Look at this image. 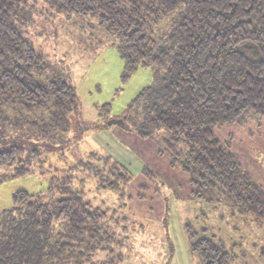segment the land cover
Returning a JSON list of instances; mask_svg holds the SVG:
<instances>
[{"label":"trees","instance_id":"1","mask_svg":"<svg viewBox=\"0 0 264 264\" xmlns=\"http://www.w3.org/2000/svg\"><path fill=\"white\" fill-rule=\"evenodd\" d=\"M29 1L0 0V145L12 133L15 141L25 140L0 151V167L15 165L13 176L28 173L43 149L63 144L79 106L75 88L47 76L52 63L21 29ZM45 1L60 13L96 17L104 30L119 35L125 79L141 66L164 65L132 102L125 128L158 144L170 166L189 177L193 198L228 206L231 215L264 229L263 185L216 134L248 115L264 120V0ZM180 8L161 45L157 28ZM101 156L109 170L103 189L118 192L127 207L134 198L127 190L133 173ZM143 174L154 177L147 167ZM85 196L73 176L39 193L16 191L12 207L0 213V264H97L99 250L105 253L100 263L121 262L124 241L115 227L127 213L114 216ZM184 229L200 264H233L239 257L192 222ZM259 257L264 263V246Z\"/></svg>","mask_w":264,"mask_h":264},{"label":"rangeland","instance_id":"2","mask_svg":"<svg viewBox=\"0 0 264 264\" xmlns=\"http://www.w3.org/2000/svg\"><path fill=\"white\" fill-rule=\"evenodd\" d=\"M28 12L22 31L52 63L47 76L67 79L75 88L79 106L72 114L71 128L61 138L63 144L43 149L28 173L13 176L15 165L0 167V213L12 207L16 191L39 193L53 181L73 176L75 186L84 189L94 206L107 208L114 216L122 210L127 213V219L121 218L115 227L124 241L118 264H200L190 251L186 221L202 236L222 240L239 256L233 264H264L259 257L264 246L262 227L252 219L231 215L228 206L214 207L193 198L187 174L170 166L169 156L159 154L152 138L141 137L121 123L164 65L141 66L125 79L120 54L124 43L119 35L104 30L96 17L60 13L45 0H30ZM181 15L182 8L157 28L155 37L161 45ZM216 134L264 187V120L248 115L243 122L216 128ZM10 136L0 151L25 144V140L15 141L13 133ZM101 155L111 156L133 173L127 190L134 198L127 207L121 206L118 192L103 189L109 170ZM146 167L154 172L153 178L143 174ZM103 254L99 250L93 260L102 264Z\"/></svg>","mask_w":264,"mask_h":264},{"label":"water","instance_id":"3","mask_svg":"<svg viewBox=\"0 0 264 264\" xmlns=\"http://www.w3.org/2000/svg\"><path fill=\"white\" fill-rule=\"evenodd\" d=\"M123 122V123H122ZM121 123L124 124V121L121 119Z\"/></svg>","mask_w":264,"mask_h":264}]
</instances>
